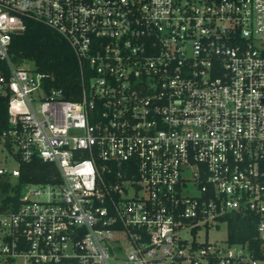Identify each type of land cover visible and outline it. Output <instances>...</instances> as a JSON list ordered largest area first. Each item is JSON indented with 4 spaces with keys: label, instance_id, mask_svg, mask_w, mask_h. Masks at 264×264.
<instances>
[{
    "label": "built area",
    "instance_id": "obj_1",
    "mask_svg": "<svg viewBox=\"0 0 264 264\" xmlns=\"http://www.w3.org/2000/svg\"><path fill=\"white\" fill-rule=\"evenodd\" d=\"M29 18L75 52L78 100L13 60ZM0 97V177L57 168L0 203V264H264L199 239L251 212L264 250V0H0Z\"/></svg>",
    "mask_w": 264,
    "mask_h": 264
},
{
    "label": "trees",
    "instance_id": "obj_2",
    "mask_svg": "<svg viewBox=\"0 0 264 264\" xmlns=\"http://www.w3.org/2000/svg\"><path fill=\"white\" fill-rule=\"evenodd\" d=\"M26 30L13 37L11 55L16 63L32 61L37 70L50 75L49 87L60 88L69 100H78L81 93V71L79 61L68 41L57 30L36 20H26ZM8 127V99L0 97V135ZM57 172L54 164L40 159L22 165L18 182L9 177H0L1 209L20 202L24 183L46 182ZM12 203V204H11ZM228 241L244 244L264 259V250L258 237L259 217L251 212L228 214Z\"/></svg>",
    "mask_w": 264,
    "mask_h": 264
},
{
    "label": "rangeland",
    "instance_id": "obj_3",
    "mask_svg": "<svg viewBox=\"0 0 264 264\" xmlns=\"http://www.w3.org/2000/svg\"><path fill=\"white\" fill-rule=\"evenodd\" d=\"M27 64L33 66L34 63L32 61H27ZM0 165L9 168H13L18 165L17 159L15 158L9 147L5 144L4 140L1 138H0ZM0 237H1V232H0ZM207 238L209 241L225 244L228 238L227 223L223 222L218 228H212L208 232L204 230L199 233L200 240H205ZM0 250H1V238H0ZM1 264H5V263L2 261ZM13 264H24V261L22 259H17Z\"/></svg>",
    "mask_w": 264,
    "mask_h": 264
}]
</instances>
